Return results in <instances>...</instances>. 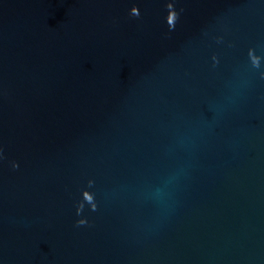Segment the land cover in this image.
Here are the masks:
<instances>
[{
	"label": "water",
	"instance_id": "water-1",
	"mask_svg": "<svg viewBox=\"0 0 264 264\" xmlns=\"http://www.w3.org/2000/svg\"><path fill=\"white\" fill-rule=\"evenodd\" d=\"M0 264H264V0H0Z\"/></svg>",
	"mask_w": 264,
	"mask_h": 264
},
{
	"label": "clouds",
	"instance_id": "clouds-1",
	"mask_svg": "<svg viewBox=\"0 0 264 264\" xmlns=\"http://www.w3.org/2000/svg\"><path fill=\"white\" fill-rule=\"evenodd\" d=\"M166 7L168 9V11H167V17H166V22H167L169 28L170 29H173V28H175L176 21H177V19L179 17V13L175 10V8L173 7L172 4H167ZM133 14L134 15L135 14H138L135 8L133 9ZM253 62H254V64H257L258 65V60L256 58H253ZM85 195H86V198L88 200H91V197L90 196H87V194H85ZM81 208H82V206H81ZM78 211H79V209H78ZM85 223H86L85 220H79V221H77V224L78 225H83Z\"/></svg>",
	"mask_w": 264,
	"mask_h": 264
}]
</instances>
